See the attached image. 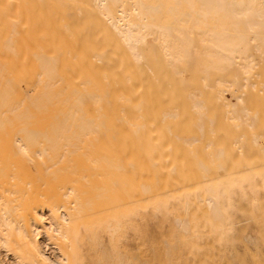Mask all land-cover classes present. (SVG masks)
<instances>
[{"label": "bare ground", "instance_id": "6f19581e", "mask_svg": "<svg viewBox=\"0 0 264 264\" xmlns=\"http://www.w3.org/2000/svg\"><path fill=\"white\" fill-rule=\"evenodd\" d=\"M247 30L135 20L107 0H0V247L60 264L41 234L59 250L51 230L68 221L198 184L179 200L222 221L212 183L264 165V113L242 97L264 90V29ZM190 114L195 136L174 135Z\"/></svg>", "mask_w": 264, "mask_h": 264}, {"label": "rangeland", "instance_id": "374dc122", "mask_svg": "<svg viewBox=\"0 0 264 264\" xmlns=\"http://www.w3.org/2000/svg\"><path fill=\"white\" fill-rule=\"evenodd\" d=\"M86 1L94 4V0ZM107 2L117 16L125 10L132 19L145 18L150 23L176 28L184 24L199 25L203 29L244 35L253 21L264 29L263 0ZM259 83L257 90L242 95L245 99L242 101L248 110L264 113V90L259 91ZM228 102V99L215 102L220 105V113L226 111ZM243 104L238 107H244ZM213 107L216 110V104ZM191 115L171 125L174 135L195 136L188 134L197 121ZM212 137L213 141L217 140L214 135ZM204 138L201 142L206 145ZM243 179L246 182L240 187ZM212 185L217 186L224 214L222 221L212 217L205 199L191 200L188 206L179 200L203 187L198 184L173 192L162 191L142 202L68 221L62 231L51 230L59 250L45 241L43 234L39 236L40 246L47 256L57 258L60 264H264V165L247 170L242 176L232 175L223 182L214 181ZM30 252L28 246H14L9 251L0 247V264H36Z\"/></svg>", "mask_w": 264, "mask_h": 264}]
</instances>
